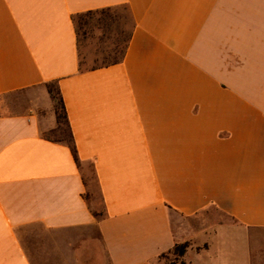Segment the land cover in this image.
Segmentation results:
<instances>
[{"label": "crops", "instance_id": "obj_1", "mask_svg": "<svg viewBox=\"0 0 264 264\" xmlns=\"http://www.w3.org/2000/svg\"><path fill=\"white\" fill-rule=\"evenodd\" d=\"M117 7L122 62L82 69L74 17ZM50 83L80 165L44 135ZM39 88L48 111L0 115V264H32L19 230L36 225L84 235L94 264H160L191 236L185 264H264V0H0V95Z\"/></svg>", "mask_w": 264, "mask_h": 264}, {"label": "rangeland", "instance_id": "obj_2", "mask_svg": "<svg viewBox=\"0 0 264 264\" xmlns=\"http://www.w3.org/2000/svg\"><path fill=\"white\" fill-rule=\"evenodd\" d=\"M121 17L120 21L114 22L111 17ZM88 24L80 25L78 31V45L83 69L98 68L122 57L125 48V40L132 29V20L127 8L121 7L109 12V15L95 14L87 17ZM116 19L115 21H117ZM82 23V22H81ZM55 90V85L49 86ZM49 88V89H50ZM52 98V97H50ZM50 99L44 95L41 88L31 92H18L8 95H0V115L19 114L26 112L44 113L48 111ZM55 111L58 109V102L53 101ZM45 137L68 142L69 132L66 125L62 124L54 130L45 131ZM86 174V181L89 187L88 200L92 210L103 215L104 210L101 197L97 188L96 177L93 167L88 164L83 167ZM203 217V215H202ZM203 219L211 225L216 226L230 219L216 209H210ZM185 226L190 225L194 231H199L202 226L198 223L187 220ZM195 236V235H194ZM19 237L22 245L32 264H94L91 260L85 259L82 251L81 241L88 239L84 235H77L73 231H51L36 225L19 230ZM185 242L189 243V256L200 251V245L195 238ZM105 260V253L100 252ZM98 263V264H99ZM185 264L183 259L176 258L172 253L165 254L160 258V264Z\"/></svg>", "mask_w": 264, "mask_h": 264}, {"label": "trees", "instance_id": "obj_3", "mask_svg": "<svg viewBox=\"0 0 264 264\" xmlns=\"http://www.w3.org/2000/svg\"><path fill=\"white\" fill-rule=\"evenodd\" d=\"M118 8H121V7H117V8H107V9H102V10H97V11H90V12H87V13H84V14H80V15L74 17V24H75V27H76L77 35H78V31H79L80 25H84V24H88L89 23L88 22V19L86 20L87 17H89V16L92 17L95 14L96 15L97 14H101V15L108 16L109 15V12H111V11H113L115 9H118ZM116 19H118V20L115 21ZM120 19H121V17H118V16H116L114 18L111 17V20H113L114 22H118V21H120ZM131 20H132V18H131ZM133 27H134V22L132 20V29H133ZM132 29L129 32V34L127 35V37H126V40H125V48H124V50L122 52V57L120 59H118V60H114L112 63H108V64L103 65L101 67H107V66L114 65V64H118V63L122 62V60H123V58L125 56L126 50H127L128 43H129L130 38H131ZM98 68H100V67H98ZM92 69H96V68H92ZM52 84L55 85V88H56L55 90H53V89H51L49 87ZM47 87H48L49 93H50L53 101L58 102V106L62 110V112H59L58 109L55 111L56 112V115H57L58 125L61 126L62 124H64L68 128V117H67V114H66L64 102H63L62 96L60 94V91L58 89V86L56 85V83H50V84H47ZM68 132H69V138H70V140L68 142H65V141H62V140H56V141L63 142L65 144L69 145V147L72 149V151L74 153V157H75L76 162L80 165V162H79V159H78V156H77L76 147L74 145V141H73V138H72V135H71V132L69 131V129H68ZM86 199L88 200V195H86ZM94 214L96 216H100L99 214H97L95 212H94ZM188 248H189V243L188 242L177 243L174 246V248L170 252H168V253H172L176 258L180 259V258H183L185 256V254L188 251ZM168 253H166V254H168ZM164 255H162V256H164ZM100 259H102V256L101 255H100ZM102 262H103V260H101L100 263L98 261L99 264H102Z\"/></svg>", "mask_w": 264, "mask_h": 264}]
</instances>
